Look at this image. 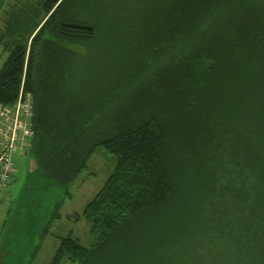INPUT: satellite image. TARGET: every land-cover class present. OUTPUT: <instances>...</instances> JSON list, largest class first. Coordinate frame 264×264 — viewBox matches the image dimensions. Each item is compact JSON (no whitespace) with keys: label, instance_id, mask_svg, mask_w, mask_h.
Masks as SVG:
<instances>
[{"label":"trees","instance_id":"1","mask_svg":"<svg viewBox=\"0 0 264 264\" xmlns=\"http://www.w3.org/2000/svg\"><path fill=\"white\" fill-rule=\"evenodd\" d=\"M68 1L22 3L0 35V104L30 93L45 178L67 195L97 148L115 157L75 216L94 244L59 237L49 264H264V0H155L90 89L64 44L97 29Z\"/></svg>","mask_w":264,"mask_h":264},{"label":"rangeland","instance_id":"2","mask_svg":"<svg viewBox=\"0 0 264 264\" xmlns=\"http://www.w3.org/2000/svg\"><path fill=\"white\" fill-rule=\"evenodd\" d=\"M37 1L0 0V35L6 34L8 40L4 24L13 8ZM154 3L155 0H69L67 10L70 13L74 10L76 16L97 29L96 40L89 41L86 47L64 44L74 52H81L77 61L70 63V69L74 67L79 73L71 74L79 76L80 83H87L88 89L100 77L104 83L108 65L121 57L123 49L126 51L125 37L130 25L137 27L136 23L150 13ZM21 32L25 33L23 29ZM1 45L0 67L7 57ZM14 162L15 173L0 202V264H49L59 237L69 235L82 246L91 247L95 241L89 233V222L83 217L76 220L75 216L102 188L113 171L115 157L104 148H97L89 157L87 168L68 185L67 195L59 184L35 170V161L26 150L17 151ZM61 200L56 208L60 218L49 221L54 206ZM48 221V231L41 237Z\"/></svg>","mask_w":264,"mask_h":264},{"label":"built area","instance_id":"3","mask_svg":"<svg viewBox=\"0 0 264 264\" xmlns=\"http://www.w3.org/2000/svg\"><path fill=\"white\" fill-rule=\"evenodd\" d=\"M32 115L31 95L23 88L13 104H0V202L15 173L14 154L28 149Z\"/></svg>","mask_w":264,"mask_h":264},{"label":"water","instance_id":"4","mask_svg":"<svg viewBox=\"0 0 264 264\" xmlns=\"http://www.w3.org/2000/svg\"><path fill=\"white\" fill-rule=\"evenodd\" d=\"M31 149H32V137H31V139H30V143H29V145H28V149H27V151H26V154L28 155V154H30L31 156H32V154H31ZM33 157V156H32ZM34 159V158H33ZM35 161V160H34ZM35 164H36V166H37V169H35V170H39L41 173H42V175H43V172H42V170H41V167L40 166H38V164L36 163V161H35ZM44 176V175H43ZM45 177V176H44ZM50 180V179H49ZM53 182H55L54 180H52ZM55 183H57V182H55ZM58 184V183H57ZM60 186V185H59Z\"/></svg>","mask_w":264,"mask_h":264}]
</instances>
